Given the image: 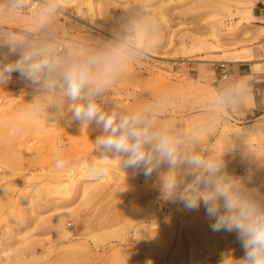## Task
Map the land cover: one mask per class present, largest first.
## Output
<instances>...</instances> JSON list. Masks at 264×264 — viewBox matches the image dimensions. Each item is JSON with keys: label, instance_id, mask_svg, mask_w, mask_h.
Wrapping results in <instances>:
<instances>
[{"label": "rangeland", "instance_id": "rangeland-1", "mask_svg": "<svg viewBox=\"0 0 264 264\" xmlns=\"http://www.w3.org/2000/svg\"><path fill=\"white\" fill-rule=\"evenodd\" d=\"M44 6L0 15V65L15 59L6 42L20 34L65 50L100 52L126 43L127 70L107 92L106 107L158 104V125L200 137L201 155L226 161L232 176L251 173L249 186L264 192V170L256 167L264 162V0L251 6L233 0H67L41 27L36 20ZM217 70L226 78L216 80ZM242 79L255 106L246 97L219 105ZM31 95L41 97L50 113L60 106L56 96L15 74L0 89V264H232L243 257L237 234L212 231L214 221L202 205L186 210L161 198L166 168L145 177L101 156L92 142L99 130L70 122L66 103L55 117L32 111L20 124L33 108L22 99ZM223 126L251 129L255 136L222 138ZM247 141L256 148L240 147ZM56 150L69 161L61 170ZM105 160H111L105 178L90 180L92 164ZM180 174L192 178L187 167Z\"/></svg>", "mask_w": 264, "mask_h": 264}, {"label": "clouds", "instance_id": "clouds-1", "mask_svg": "<svg viewBox=\"0 0 264 264\" xmlns=\"http://www.w3.org/2000/svg\"><path fill=\"white\" fill-rule=\"evenodd\" d=\"M25 0H6L0 4V15L20 11ZM59 0H50L38 13L36 23L44 26L56 13ZM11 62L0 65V89L15 79L58 98L70 111V122L83 127L95 126L99 130L92 140L101 156L114 158L126 173H142L151 177L162 175L161 198L182 204L186 210H197L201 205L214 232L236 233L243 257L232 264H264V192L252 184V174L232 176L227 173L220 158H205L196 150L200 137H190L174 132L155 122L158 104L135 110L106 107V94L127 70L128 44L121 43L106 51H75L54 41L33 42L26 35L14 36L6 42ZM248 83H237L234 94L219 98L217 103L229 107L248 93ZM42 106L34 105L21 117L24 123L32 111ZM17 131L20 130L17 125ZM110 161L94 162V176L106 175ZM55 167L65 168L69 161L56 150ZM187 167L191 180L180 174ZM264 170V162L256 166ZM127 264V261L125 262Z\"/></svg>", "mask_w": 264, "mask_h": 264}, {"label": "bare ground", "instance_id": "bare-ground-1", "mask_svg": "<svg viewBox=\"0 0 264 264\" xmlns=\"http://www.w3.org/2000/svg\"><path fill=\"white\" fill-rule=\"evenodd\" d=\"M0 1H5L6 2V0H0ZM34 0H25V3H24V5H26L27 6V8H29V9H33V8H36L37 6H40V5H46V4H48L49 2H50V0H41V2L40 3H34L33 2ZM236 4H238V5H240V4H246V5H248V6H251V5H253V2H254V0H233ZM67 2V0H59V4H65ZM75 8H76V10H77V13H80V7L78 6V5H76L75 6ZM88 13L90 14V19H91V21H93V17L95 16V13H94V9H93V7H92V5H91V3L90 2H88ZM66 14V13H65ZM61 29H62V31H63V33H65L66 32V27H65V25H63V24H61ZM75 51H80L79 49V47H76L75 46V48H73ZM10 51V50H9ZM237 60H239V59H235V61H237ZM11 98V97H10ZM246 98L248 99V100H252V98H253V95L251 94V93H247V95H246ZM22 99V98H21ZM22 103H25L26 104V106L27 105H31V106H34V105H37V104H39V105H41L42 107L39 109V111H41V112H43L44 114H43V116L45 115L47 118H50L51 116H54L55 117V115L54 114H57L58 115V113H60V112H62L61 111V109H66V110H63V111H67L69 108H68V105L66 104L65 105V107L64 108H62L61 106H58L59 108H56V107H54V108H56V110L57 111H55V113H50V111H49V109L44 105V102H43V99L41 100V97H38V95H31V96H27V97H25V98H23L22 99ZM251 101H249V103H250ZM21 103V104H22ZM54 104V103H53ZM55 105V104H54ZM59 105V104H58ZM22 106H24V104L22 105ZM18 108H20L19 106H18ZM13 110V109H12ZM47 118H45V119H47ZM44 119V120H45ZM52 119V118H51ZM50 119V120H51ZM48 121V120H47ZM254 130H239V129H236V128H232V129H230V128H228L227 126H223L222 127V129H221V131H220V136L222 137V138H227V137H230V138H232V139H235V140H238V141H246V140H248L249 138H251V137H253V136H255L254 135ZM241 146L240 147H242L243 149H251L252 147H254V145H252L251 143H249L248 141H247V143H245V144H240ZM254 148H256V147H254ZM224 162H226V161H224ZM67 174V173H66ZM92 175V174H91ZM65 176H69V175H65ZM105 178V175H103V176H95V178H93V179H90V180H93V181H100V180H103ZM261 190V189H260ZM262 191V190H261ZM159 225V224H158ZM161 227V226H160ZM160 227L158 226V227H156L157 229H155L154 231L155 232H153V233H155V234H153V235H156L157 237H158V235H160L161 234V232L162 231H160ZM162 230V229H161ZM62 231H63V234L65 235L66 234V229H64V228H62ZM136 232V231H135ZM68 234V233H67ZM137 235V234H136ZM152 235V236H153ZM139 239V238H138ZM154 240V239H153ZM139 241H140V243H141V241H145V239L143 240V237L141 238V239H139ZM147 242V241H146ZM152 242V241H151ZM146 245V244H145ZM239 254H241V253H239Z\"/></svg>", "mask_w": 264, "mask_h": 264}, {"label": "crops", "instance_id": "crops-1", "mask_svg": "<svg viewBox=\"0 0 264 264\" xmlns=\"http://www.w3.org/2000/svg\"><path fill=\"white\" fill-rule=\"evenodd\" d=\"M257 1H259V0H257ZM259 63V62H258ZM240 65V64H239ZM238 65V66H239ZM222 73H223V70H221V71H219V70H217L216 71V73H215V79L216 80H218V78L222 75ZM214 82V81H213ZM248 93H251L252 94V92H250V91H248ZM253 95V94H252ZM255 106V99H254V96H253V107Z\"/></svg>", "mask_w": 264, "mask_h": 264}, {"label": "built area", "instance_id": "built-area-1", "mask_svg": "<svg viewBox=\"0 0 264 264\" xmlns=\"http://www.w3.org/2000/svg\"><path fill=\"white\" fill-rule=\"evenodd\" d=\"M33 2H34V3H40L41 0H34ZM221 78H222V79L226 78V74H224V72L222 73Z\"/></svg>", "mask_w": 264, "mask_h": 264}]
</instances>
